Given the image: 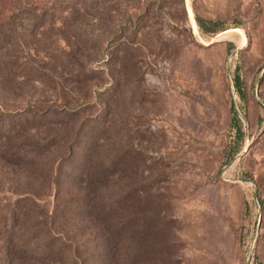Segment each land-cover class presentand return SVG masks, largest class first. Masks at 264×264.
Here are the masks:
<instances>
[{
  "label": "rangeland",
  "instance_id": "1",
  "mask_svg": "<svg viewBox=\"0 0 264 264\" xmlns=\"http://www.w3.org/2000/svg\"><path fill=\"white\" fill-rule=\"evenodd\" d=\"M0 264H264V0H0Z\"/></svg>",
  "mask_w": 264,
  "mask_h": 264
},
{
  "label": "trees",
  "instance_id": "2",
  "mask_svg": "<svg viewBox=\"0 0 264 264\" xmlns=\"http://www.w3.org/2000/svg\"><path fill=\"white\" fill-rule=\"evenodd\" d=\"M198 23L204 28V30L208 31V32H215L217 31V27L214 26V23L212 21H207L204 18L198 17ZM207 25H209V27H206ZM236 85L238 88H241V78L240 75L237 74L236 76ZM13 215H15V210H13L11 212ZM48 251H51V249H49Z\"/></svg>",
  "mask_w": 264,
  "mask_h": 264
}]
</instances>
